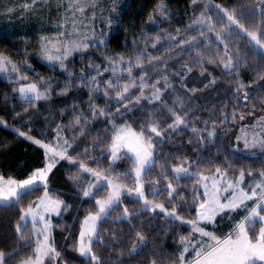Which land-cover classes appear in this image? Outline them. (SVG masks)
Masks as SVG:
<instances>
[{
    "label": "snow or ice",
    "instance_id": "obj_1",
    "mask_svg": "<svg viewBox=\"0 0 264 264\" xmlns=\"http://www.w3.org/2000/svg\"><path fill=\"white\" fill-rule=\"evenodd\" d=\"M36 2L37 0H32V5ZM201 2L202 0H191L193 6ZM97 3L98 0H68L64 22L59 27L65 29L67 23L71 21V30L58 31L52 37L46 35L40 37L39 58L49 64H58L66 75L63 82L65 86L57 94L67 95L73 85L89 89L88 112L91 119L83 110L78 112L73 106L72 118L68 125L57 124L53 140L47 143L15 129L19 136L44 149V165L33 169L24 179L12 177L5 179L0 175V209L12 207L19 209V218L14 225L15 246L11 251L0 248V264H6L7 260L17 256L19 259L16 264H65L53 238V229L58 225H53L52 217L61 216L71 208V205L59 198V194L53 195L54 190L50 188V176L60 161H67L70 166L77 169L76 174L68 175V180L74 186H78L82 198L94 200L95 210L89 209L79 221L78 236L72 240V249L88 264H125L123 259L125 255L138 256L148 246V237L144 234L143 226L157 215L162 217L167 227L171 228L172 224L178 222L180 225H189L190 232L187 236L179 235L181 247L177 250L178 254L172 255L154 248L149 254L148 264H264V168L254 170L250 166L241 165L237 169V163L228 155L221 156L226 167L220 164L209 167L202 164L199 158L191 160L186 155L175 156L174 159L178 163L171 164L167 156L159 155L161 146L169 142L173 134L188 127V111L184 98L177 96L170 106L163 99V93L172 88L168 77L161 75L160 78L153 79L146 70L145 62L154 71H161L156 67L158 64H163L166 70L168 57L147 53L145 49L136 47V40L131 42L134 46V55L127 59L123 54H107L108 37L114 27H119L120 13L113 6L106 18L108 31L101 29L97 34L92 24L84 23L85 19H95ZM32 5L24 4L23 7L29 9ZM88 8L93 9L90 18L84 15ZM213 9L215 17L209 14ZM153 11L159 17L167 18L165 0H158ZM198 11L199 15H193L184 32L188 33L194 26H198L200 37L207 38V33L215 36L218 42L217 51L214 57L208 58V62L222 67L228 75L235 73L237 94L235 98L237 101L250 103L252 94L244 89L251 85L246 86L242 83L239 79V69L242 65L247 66L253 53L264 59V0H244L243 3L238 2L230 8L216 4L214 0H207ZM68 13H71V16ZM111 13H116L115 18ZM242 21H248V26ZM148 22L155 23L152 14L149 15ZM217 24L223 25L220 30H217ZM162 31L170 42H176L175 45L169 43L167 49L169 52L174 48L192 46L198 41L197 36L190 34L179 39L182 31L179 28L175 30V34L167 30ZM141 36L144 37L143 32ZM245 37L247 38L245 47L236 43V38ZM151 39L153 40L151 47L156 48L160 43L161 33H157ZM143 42L147 47L148 38L144 37ZM97 47L106 53L102 56L106 62L103 69L88 59L87 68L94 74L90 75L81 69L79 77L75 76L65 62L73 53L81 54L83 60L84 53L90 48ZM197 56L200 57L199 51ZM203 62V57L194 61L197 65H202ZM254 64L258 79L264 80V70L260 69L259 61H254ZM22 66L32 67L26 60L17 63L0 53V73L7 75L10 80L11 74H15L17 80L27 82L12 89L14 93L19 94L23 102L35 107L36 101L49 100L53 85L47 83L44 77H38L34 82L30 81V77L22 71ZM182 67L188 72L192 71L187 64ZM135 68L140 69L138 76L133 74ZM105 72L111 73L109 78L98 79ZM203 74L201 72V75ZM185 75L181 76L182 82ZM161 81L164 84L163 88L158 87ZM215 83L216 80L213 79L204 87H211ZM133 89H138V93L134 94ZM189 91L194 93L196 90ZM240 93L242 95H239ZM100 96L105 99L104 107L96 103V98ZM145 101L150 108L142 103ZM259 103L262 106L261 111H264V100H260ZM245 107L248 108L246 113H239L234 108L231 113L224 115L220 124L225 125L229 115L233 123L237 120L245 121L246 116L254 115L257 105L251 104V107H248L246 103ZM134 110L141 111L139 118L132 117L131 120L116 123L117 117ZM24 111L27 112L28 108ZM165 111L172 122L162 126ZM99 118L106 119L111 125L110 130L105 129V134L111 131L109 140L97 135L90 147L78 151L81 145L75 141L80 137H86L90 124ZM137 119L139 123L133 127ZM2 123L4 121L0 120V124ZM204 123L207 124L208 121ZM212 124L211 130L207 128L198 130L196 127L190 129L202 147L205 144L215 147L217 141L212 138L217 137L216 122L213 121ZM65 127L73 132L71 140L63 135ZM238 131L235 141L226 145L233 154L249 153L255 156L257 151L264 154V115L250 125H243ZM199 132H203V135L198 134ZM222 132L226 134L224 128ZM188 142L191 143L192 140ZM70 150L76 152V156L70 155ZM196 151L199 153L200 149ZM217 155H220L219 149ZM105 159L108 162L107 167L101 163ZM121 160L130 162L129 167L124 171L114 170L116 163ZM88 161L94 163L95 167L89 166ZM261 163H264V160H261ZM157 165L158 178L146 179L147 174ZM230 169L237 171L230 172ZM85 174L89 177L86 181L83 179ZM246 176L253 178V182L245 187ZM256 176L259 179H255ZM185 178L194 181L191 185L184 186L191 192L190 197L180 191L182 186L178 182ZM173 180L177 183L174 184ZM161 181L164 182L163 186ZM41 190L42 194L29 201L25 207L22 200ZM100 192L106 194L102 198H96ZM163 193L167 194L166 200L156 202L155 198ZM148 194L152 199L148 198ZM125 197L130 198V202L136 205L132 210L124 205ZM166 204L170 207H166ZM185 208L194 209L195 215L192 216L189 211L188 215L191 218H186L181 214ZM117 209H121V212L113 216ZM238 211L244 214L239 219H234L231 214ZM146 213L148 214L146 219L138 221L139 228L132 223ZM223 214H228L229 219L233 221L226 234L217 235L206 230L207 225H214L217 217ZM106 221L113 225L128 224L130 233L134 236L126 234L123 228L114 227L111 231L104 228ZM157 226L149 224V227ZM65 239L69 237L66 236ZM122 240H130V246L125 249L121 244ZM96 245H99L101 250L105 248L116 250L117 258L113 259L109 255L105 260L103 251L98 253L94 250Z\"/></svg>",
    "mask_w": 264,
    "mask_h": 264
},
{
    "label": "trees",
    "instance_id": "obj_2",
    "mask_svg": "<svg viewBox=\"0 0 264 264\" xmlns=\"http://www.w3.org/2000/svg\"><path fill=\"white\" fill-rule=\"evenodd\" d=\"M158 0H126L123 10L119 18V27H114L107 44V53L116 55L124 54L130 55L134 53L133 40L137 41L136 47H144V37L158 28L169 27L171 30H176L179 27H183L187 21H191L193 15L198 11L200 7H203V3L193 6L191 0H165L166 5L169 7L170 14L168 18L158 19V22L149 23L148 17L150 14L154 15L153 11L157 5ZM214 2L222 4L225 7H232L238 2L243 3L244 0H214ZM248 26V21H242ZM223 25L217 24V29H220ZM182 30V29H181ZM144 33V37L141 33ZM198 35V28L189 30L188 34L182 30L181 37L185 38L186 35ZM207 38L197 36L198 41L192 45L183 48V52L179 56L167 62V69H164V65L160 64L157 68L161 69L160 72L154 71L151 67L146 65V70L149 71L153 79L160 78L161 75H166L172 84V88H169L163 93V99L168 102L169 105L176 99L177 96H181L185 100V107L188 111L187 122L188 127L178 131L172 135L169 142L164 143L161 146V152L159 155H165L171 161V164H176L178 161L174 159L175 156L186 155L191 160L199 158L202 164L212 167L216 164H220L226 167L221 156L228 155L229 158L237 163V169L241 166H250L252 169L264 168V154L256 156L244 155L241 153L233 154L231 149L226 145L233 143L234 136L238 132L239 128L247 123V121H253L255 117L263 115L264 111H261L260 100H264V80H260L257 77L254 61H259L261 70H264V59H261L259 55L253 53L247 63V66H241L239 69V79L244 85H251L246 87L244 91L252 94L251 102H245L243 100L237 101L235 96V73L228 75L222 69V67L216 64L209 63L208 58L214 57L217 51L218 42L215 40V36L211 33ZM247 38H236V43L245 47V40ZM222 48V45H220ZM100 51L103 49L98 48ZM39 44L36 40L35 34L33 36H23L21 33H5L0 34V51L8 54L17 62L27 61L32 65L31 68H27V75L32 80H37L38 77H44L47 79V83L53 85V91L49 100H40L35 102V107L23 102L19 98L18 93L12 91L16 88V82L8 81L0 76V117L4 119L8 124L15 128L26 131L31 136L40 138L42 140H49L53 137L57 124L68 125L72 118V107L75 106L77 111L83 110L85 115L91 119L88 112V100L89 89L78 88L73 85L72 89L67 95H58L57 93L62 89L64 81L66 79L65 73L61 70L50 66L39 58L38 55ZM147 50L151 51L153 48L148 45ZM155 51V50H154ZM199 51L200 57L204 58L202 65L194 63ZM97 50H89L84 53L85 57L82 60L81 54L75 53L72 57L66 61L68 67L72 70L75 76L79 77L80 70L87 67L88 59H91L96 64L105 61ZM187 64L192 68L191 72H188L186 68L182 66ZM25 68V67H24ZM206 69V71H205ZM87 70H89L87 68ZM201 72L204 74L201 75ZM179 73V74H177ZM210 73V74H209ZM140 69L134 71V75L138 76ZM186 74V75H185ZM185 75L183 82L181 76ZM109 78L108 74H105L98 79L106 80ZM215 79L216 83L211 87L205 88L204 85L209 81ZM158 87L163 88L164 84ZM189 89H195L193 93ZM138 89H133V93H138ZM148 91V90H146ZM239 95H242L240 93ZM96 103L101 107L105 106V99L100 96L96 98ZM114 103V102H113ZM146 107L147 102H142ZM251 107V104H256V110L254 115L246 116L245 121H239L233 123L231 116L229 115L225 125L220 124V120L224 118L225 114L231 113L235 108L239 113H246L248 108L245 104ZM28 108L25 112L24 109ZM64 110L63 112L61 110ZM113 109H115L113 107ZM19 113V115H17ZM183 115V112H181ZM141 116L140 110H134L131 113H127L122 117L116 118V123L120 124L124 120H131L132 117L139 118ZM163 125L166 126L172 119L167 115L166 111L162 117ZM204 121H208L207 124ZM216 122L217 137L212 138L215 143V147L205 144L201 146L200 142L195 139L194 134L190 131L192 127H196L198 130L207 128L212 129V122ZM139 123L137 119L133 124L136 127ZM222 128L226 131V134L222 132ZM68 135L73 137V132L68 127H65ZM105 129H111V125L104 118L94 120L87 129L88 135L86 137L78 138L75 143L81 145L78 151H82L84 147H90L93 139L97 136H103L105 140H109L111 131L105 134ZM198 134L203 135V132ZM192 140L189 143V140ZM207 139V138H206ZM179 149V150H177ZM200 149L199 153L196 151ZM217 149L220 150V155H217ZM70 155L76 156V152L70 150ZM83 159V157H80ZM163 162V161H162ZM89 166L95 167V164L88 161ZM104 167H107V160L101 161ZM128 161L121 160L115 165L116 171H124L129 167ZM44 165V150L40 146L34 144L32 141L25 139L17 134L14 129L6 127L0 124V175L5 177H12L15 179H24L35 168L42 167ZM237 169H230V172H235ZM193 170H196L193 168ZM159 171V165L152 169L147 174L146 179L158 178L157 172ZM77 169L74 166H70L67 161H60V163L53 169V173L50 176V188L54 190L53 195L59 194V198L63 199L67 204L71 205L66 212H63L61 216H57L53 225H58L53 229V238L57 250L62 253L65 264H88L84 258L80 257L72 249V240L78 236L79 221L83 219L86 212L94 209V200L82 198L80 192L77 190V186H74L71 181L68 180L69 174H76ZM250 177L246 176V181L249 182ZM194 181L191 179H181L178 183L182 186L181 192H184L187 196H191V192L185 185H191ZM161 181V186H163ZM173 183L177 181L173 180ZM131 186V185H129ZM146 185V189H147ZM42 194L41 191L33 192L30 196L25 197L22 203L26 207L28 202L35 200ZM106 193L100 192L96 198H102ZM147 194V193H146ZM166 193L156 197V202H164L166 200ZM148 198L152 199V196L148 194ZM124 205H127L132 210L136 205L130 202V198H124ZM166 207H170L166 204ZM180 211V209H178ZM191 211L192 216L195 215V210H188L185 208L181 212L186 218L189 217L188 213ZM121 209H117L113 213V216L119 214ZM148 214L137 217L132 223L137 225L139 220L146 219ZM19 218V209L12 207L10 209H0V248L5 251H11L15 246V231L14 225ZM149 224L158 225L157 227H149ZM104 228L112 230L114 227L123 228L126 234L130 233V226L128 224L113 225L109 222H105ZM231 224L227 225L225 222L224 227L220 229H230ZM144 234L148 237V246L144 248V251L138 256L129 257L125 255L123 257L125 264H148L150 253L154 248L161 249L164 253L172 255L178 254L177 250L180 249L179 235L187 236L190 232L189 225H180L178 222L171 225V228L167 227L166 222L161 216L157 215L152 220L143 226ZM69 239H65V237ZM121 244L125 247L130 246V240H122ZM95 251L98 253L103 251V258L107 260L109 255L113 259H116V250L103 249L101 250L99 245L95 246ZM27 253H22L26 255ZM19 257L7 260L6 264H16Z\"/></svg>",
    "mask_w": 264,
    "mask_h": 264
},
{
    "label": "rangeland",
    "instance_id": "obj_3",
    "mask_svg": "<svg viewBox=\"0 0 264 264\" xmlns=\"http://www.w3.org/2000/svg\"><path fill=\"white\" fill-rule=\"evenodd\" d=\"M206 2H207V0H202V3H206ZM67 3H68V0H46V2H45V0H37V2L34 5H32V0H0V34L21 33L25 37L26 36H33L35 34L36 40L39 44V40H40L41 36L46 35V36L52 37L58 31L71 30V21H69L67 23L65 29H61L59 27V25L64 22V16H65V10L67 8ZM125 3H126V0H115V4H113V0H98L97 7L95 9V19L94 20L85 19L84 23L85 24H89V23L92 24V26L95 27L97 34L100 33L101 29L108 31V29L106 28V18L110 15V9L113 6H115L117 9V12H119L121 15V12L123 10V6L125 5ZM214 3H216V2H214ZM24 4H30V5H32V7H30L29 9H25L23 7ZM216 4H219V3H216ZM166 7H167V11H168V16H169V14H170L169 7L167 5H166ZM9 9H11L12 11H9ZM92 13H93V9L88 8V9H86L84 15H85V17L90 18L92 16ZM209 14L212 15L213 17H215V10L213 9ZM68 15L71 16V13H68ZM111 15L115 18L116 13H111ZM196 15H199V12H197ZM153 16L155 17V22H158L159 18L165 19V18L159 17L156 13ZM119 18H120V16H119ZM189 23H190V21H187L185 23V25L183 27H179V29L185 30ZM195 27L198 28V26H194V28ZM112 30H111V32H112ZM162 30H167V32H171V33L175 34V30H171V29H169V27H164V28L162 27V28H158L156 30H153L151 33L146 35V37L148 38L147 46L148 45L151 46V43L153 42V40L151 38H153L157 33H161L160 43L157 44V47L153 48V50H152L155 54H153L151 51H148L147 47H145V44H144V47H142L140 49H145L147 53H151V54L156 55V56H167L168 57L167 62H169L172 59L179 56L180 53H182L184 50H183V48L182 49L181 48H174L172 51L169 52L167 50L169 43L175 45L176 42H174V41L170 42L166 38V36ZM217 30H220V29H217ZM111 32H110V34H111ZM110 34H109V36H110ZM197 36H199V34ZM208 36L209 35H207V37ZM185 47H187V46H185ZM90 49L99 51L100 52L99 54L101 56L106 54V53H104V51H100L98 49V47L97 48H90ZM38 52H39V50H38ZM0 53H3L4 55L9 56L8 54H6L4 52L0 51ZM74 54L75 53H73V55ZM107 54H109V53H107ZM132 55H134V53H131L130 55H124V56L127 59L128 57H130ZM72 56H70V57H72ZM10 58L14 62H17L12 57H10ZM44 62H46V61H44ZM17 63H19V62H17ZM105 63H106L105 61H102V63H99L98 65H100L101 69H103V66L105 65ZM28 64H30V63H28ZM47 64H49V63H47ZM145 64H146V62H145ZM49 65L60 70L58 64H49ZM158 66H160V64H158L156 67H158ZM26 69L27 68H24L22 66V71L25 72V74H27ZM82 69H84V68H82ZM136 69H139V68H135L133 70V74H134V71H136ZM84 70L86 73H88L90 75L94 74L90 70H87V67ZM105 74H108L109 76L111 75L110 72H105L103 75H105ZM0 76L4 79L8 80V81H15L16 82V88H18L21 83H27V82H21V81L17 80L15 74H11L12 80L8 79L7 75H5V74L0 73ZM30 81L34 82L36 80L30 79ZM114 110L115 109H113V111ZM260 116L255 117L253 121H247V123H245V124H248V125L252 124ZM0 120L4 121V123H2V125L9 127L11 129H14V130L18 129V128H15L12 125L8 124L1 117H0ZM171 122H172V120L169 123H171ZM245 124H243V125H245ZM19 130L27 133L26 131H24L22 129H19ZM238 134H239V131L236 133V135H238ZM28 135H30V134H28ZM63 135L66 138H68L69 140H71V137L68 135L65 128L63 131ZM54 136H55V133L53 134V137L49 140L48 139L42 140V139L34 137V136H32V137H34L35 139L41 140L44 143H47L49 141H52ZM235 136L233 138L234 141H235ZM241 154L250 155L249 153H241ZM259 154H262V153H259L257 151L256 155H259ZM3 177L5 179L8 178L5 176H3ZM83 179L86 181L87 179H89V177L85 174ZM255 179H259V177L256 176ZM252 182H253V178H251V180L249 182H247L246 177H245L244 186L246 187L249 183H252ZM77 190H78V186H77ZM249 204H251V202H249ZM243 214L244 213L242 211H238L237 213H232L231 215L234 217V219H239L240 216H242ZM56 217L57 216H55V215H53V217H52V223L53 224H54V220ZM225 222H227V225H230L233 222L232 220L229 219L228 214H223L221 216H218L215 224L214 225H207L206 230L213 231L217 235L226 234L230 229L226 230L224 233H223L224 229H220L222 226L224 227ZM188 255L190 256V254H188Z\"/></svg>",
    "mask_w": 264,
    "mask_h": 264
},
{
    "label": "crops",
    "instance_id": "obj_4",
    "mask_svg": "<svg viewBox=\"0 0 264 264\" xmlns=\"http://www.w3.org/2000/svg\"><path fill=\"white\" fill-rule=\"evenodd\" d=\"M227 230H228V229H227ZM225 231H226V230H224L223 233H224ZM223 233H222V234H223Z\"/></svg>",
    "mask_w": 264,
    "mask_h": 264
}]
</instances>
